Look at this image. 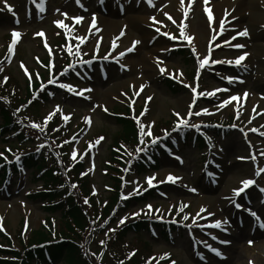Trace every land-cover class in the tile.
Returning a JSON list of instances; mask_svg holds the SVG:
<instances>
[{"label":"rangeland","instance_id":"obj_1","mask_svg":"<svg viewBox=\"0 0 264 264\" xmlns=\"http://www.w3.org/2000/svg\"><path fill=\"white\" fill-rule=\"evenodd\" d=\"M210 2L229 6H223L219 14L212 13ZM6 3L13 11L9 12L0 0V74L5 73L6 83L12 81L10 89L16 90L18 98L27 96L26 84L32 86L35 97L47 91L45 100L40 99L43 103L30 105L24 115L37 122L50 113L60 115L63 121L59 119L58 123L70 135L66 146L70 158H79L86 172L83 178L98 205L104 206L113 194V174L107 173L106 167L115 149L112 142L122 133L110 114L127 109L145 132L150 131L151 136L145 135L147 142L166 140V145H159V153L148 169L131 170L123 176L121 199L129 198L135 189H145L147 184L154 192L144 203L129 200L125 208L121 204L122 210L103 221L102 235L96 237L91 258L98 264H114L109 255L114 258L116 253H105L101 247L106 244L109 248V238L115 239L114 233L123 224L144 217L160 223L168 221L175 228L127 231L111 250L129 258L148 248L149 257L157 259L158 264H264V228L260 226L264 223V171L256 175L264 168V0H208L211 22L204 11V0H193L186 17L180 0H152V6L147 0ZM188 7L189 0H184V8ZM238 10L240 14H236ZM76 17L82 19L76 21ZM56 21L67 26L72 39L66 38V28ZM221 21H225L223 28ZM181 25L191 41L181 37ZM245 29L247 35H239ZM13 32L19 35L9 53ZM134 41H138L134 50L127 51ZM65 42L66 56L58 47ZM236 44L243 47H234ZM187 48L195 50L193 60L178 54ZM241 55L245 58L235 64ZM198 60H204L206 66L201 68ZM57 71L60 74L54 73ZM172 78L184 87L182 91L174 93L166 88V81ZM60 84L71 85L75 92ZM7 93L11 96L13 92ZM233 96L237 99H231ZM175 113L188 121L189 127L179 128L189 130L190 136H177ZM170 128L167 134L162 131ZM27 134L31 139L26 143L28 150L43 144L37 131L32 129ZM196 134L206 135L211 151L205 142L194 138ZM3 148L6 142L0 135V154ZM127 148L131 151L133 147ZM129 156L124 158L125 163ZM10 162L14 163L12 159ZM16 167L18 170L10 171L9 177L0 181V244L19 249L34 231L49 228L48 221L56 232L62 222L60 212L43 210L44 201L34 193L42 187L36 168ZM169 175L178 179L168 181ZM148 177H154L151 186ZM248 179L255 183L244 188L242 181ZM241 188L243 191L234 195V190ZM147 205H151V212ZM216 221L221 222L219 227L213 226ZM162 232L169 234L170 240L164 239ZM33 260L31 264H66L63 259L54 263Z\"/></svg>","mask_w":264,"mask_h":264},{"label":"trees","instance_id":"obj_2","mask_svg":"<svg viewBox=\"0 0 264 264\" xmlns=\"http://www.w3.org/2000/svg\"><path fill=\"white\" fill-rule=\"evenodd\" d=\"M178 54L185 56L188 61L192 60V57L188 51H182ZM1 79L2 77H0V99H2L0 101V114L2 116V121L4 122L3 127L7 129L15 128L14 123L16 124L17 119L13 114V110L17 105L22 104V102L24 104L27 99L18 98L16 90L10 89L12 81H8L6 83V80L4 84H2ZM1 84L4 86H1ZM165 85L167 86L166 88L170 89L174 93H178L183 90L182 86L177 85L175 82L170 80H167ZM6 90L9 91V94L10 92H13L11 93V96L8 95ZM12 100L14 102L8 106L6 102L9 103L8 101ZM110 118H113L114 122H116V124L122 128V133L119 134V137H117L112 142L115 149L111 150V154L109 155L110 163L106 168L107 173L111 172L113 174L111 175V179L114 181V187L113 194L110 195L109 201L104 206L97 204L98 202L96 201L88 182L79 176V172L82 170L80 165H73L70 170H66L65 168L60 169V164H58L54 158L51 160V167H47V164L43 160L38 161V164H36V162L31 163L32 161L37 160L34 159L33 156L26 160V164L29 162V166L34 165L39 172H42L41 176L39 177L43 182V187L41 188L43 192H37L36 196L44 201L43 210L46 212L59 211L62 223L59 226L61 229L58 228L59 230L57 229L56 232L51 228L53 223L48 221L49 228L34 231L29 240L26 241L27 243L23 244L21 250L12 249L13 252L9 251V254L13 255L16 262L20 261L21 264H31L30 262H32L35 258L46 262L43 257V249L37 247V245L45 243V249L47 250L46 252L49 253L51 258V261L49 262L54 263V261L63 259L66 264H98V261L96 262L93 260L91 255L93 253L95 244L97 245L96 237L102 235L100 227L101 222L110 215L114 205L116 206L114 212H117L120 209L122 210L121 206L117 204L118 196L116 195L118 194L120 187V181L117 177V174H120L122 171V159L123 155L125 154L122 150L121 155L118 156L116 151H121L119 147L120 145H122L124 149L128 150V146L135 147L138 144L137 126L127 109H125L123 113L122 111H114ZM45 129L47 135H49L51 141L55 145H58L60 141L66 137L63 131L61 132L59 130L57 131L52 129V124L46 125ZM196 139L198 142L204 143L201 137L198 136ZM61 151L64 152L66 149L63 147ZM131 153H134L133 148L131 149ZM35 156L36 155H34V157ZM152 156H154V152H152ZM62 162H67L66 157L65 161L62 159ZM138 165H142V163H139ZM138 167L141 168L142 171L144 170L142 166ZM72 185H76V187H72ZM86 200L87 203L85 202ZM123 204V206L126 207L127 202H124ZM97 220L100 221V224L94 223ZM148 224V221L127 223V225H124L121 229H118L116 231L117 233H114L117 235L115 239L109 238V248H107L106 244H103L101 249L105 248V253H109V251L114 254L116 253V257L114 258L113 256L109 255L112 259H114L112 260L114 264H148L149 250L147 248L144 249V251L135 252L129 258H127L126 255H121L119 251L115 252V249L111 250L117 241V238L119 239L125 234V232L135 231L140 233L141 231L148 230ZM106 237L104 238L105 240L107 239ZM164 238H168V235L165 234ZM82 241L84 242L83 244L81 243ZM106 262L110 263L111 260L106 259ZM0 264L16 263L3 262L0 260Z\"/></svg>","mask_w":264,"mask_h":264},{"label":"snow or ice","instance_id":"obj_3","mask_svg":"<svg viewBox=\"0 0 264 264\" xmlns=\"http://www.w3.org/2000/svg\"><path fill=\"white\" fill-rule=\"evenodd\" d=\"M4 2H5V7L8 9V11L9 12H12L13 11V9H12V7L11 6H9V5H7V3H6V0H4ZM30 2H31V0H30ZM103 2V0H101V3ZM147 2L149 3V5L150 6H152V0H147ZM77 3L79 4V0H77ZM180 3H181V9L184 11V15H185V17L188 15V12L190 11V8H191V4L193 3V0H189V7L188 8H184V0H180ZM204 4H205V9H204V11L208 14V19H209V21L211 22L212 20H213V16H212V14H211V12H210V10H209V8L207 7V4H208V0H204ZM82 6V5H81ZM39 7L41 8V10L43 9V4L41 3L40 5H39ZM64 15H66V14H64ZM167 15V14H166ZM76 21H79V20H81L82 19V17H76V18H74ZM151 19H155V18H151ZM169 19H171V17H169ZM58 26H60V27H65L66 28V38L67 39H72L73 37H71V36H68L67 35V26H65V25H63V23L61 22V21H56L55 22ZM225 23V21H221V28H223V24ZM184 25H181V37L183 38V39H185V40H188V41H191V37H189L188 35H186L185 34V32H184ZM121 34H123V32L121 33ZM19 35V33H17V32H13L12 33V36H13V42H12V44L9 46V53H11L12 51H13V45L15 44V38L17 37ZM41 35H42V33H41ZM239 35H247V30L245 29V30H243L242 32H240L239 33ZM170 38H175V37H170ZM75 39H77L78 41H80V42H83V40H82V38H80V37H75ZM213 39H215V37H213ZM232 39H235V37H232ZM136 43H138V41H134L133 42V47L132 48H130V49H128L127 51H133L134 50V46H135V44ZM225 43H228V41H225ZM47 46V45H46ZM234 47H237V48H240V47H243L242 45H239V44H236V45H234ZM76 50H77V52H79V44H77L76 45ZM68 51H69V54H72V47H71V45H69L68 46ZM193 52H194V54H195V50L193 49ZM246 55V54H245ZM245 55H241L240 57H238L235 61H234V63L235 64H240V62L245 58ZM212 63H217V61H211ZM198 63H199V66L202 68V67H205L206 66V63H205V61L204 60H198ZM219 63H233L232 61H219ZM69 67H71V65H69ZM160 71L162 72V73H164L165 72V69H163V68H161L160 69ZM55 81H53V80H49L48 81V83H54ZM229 82H231V79L229 78ZM43 87V86H42ZM59 87H61V88H65V89H67L68 91H70V92H75V90L73 89V87L71 86V85H66V84H60L59 85ZM193 90V92L195 93V91H196V89L195 88H193L192 89ZM76 94H82V93H76ZM212 93H208V95H211ZM148 99H151V97H149ZM231 99H233V100H235V99H237V97H235V96H233ZM225 104L226 103H228V101H225L224 102ZM59 110V107L57 106V111ZM203 111H207V110H203ZM196 115H199L200 113H195ZM51 115H53V114H49V117H46L45 118V121H47L49 118H50V116ZM175 115L178 117V124L176 125V127L177 128H179L180 126H184V127H189V124H188V121L186 120V119H184L181 115H180V113H175ZM65 120L66 119H68V117H63ZM137 123L139 124L140 122H139V120H137ZM32 127H35V128H38L40 131H43V128L40 126V125H37V124H35V123H33L32 125H31ZM191 127H198L197 125H191ZM175 130V129H174ZM140 133H141V143H143V135H149V136H151V133H150V131H148V132H145V129H144V127L141 125L140 126ZM100 139H102V138H100ZM157 141H156V139L154 138L153 140H152V143L153 144H155ZM39 147H43V145H40ZM39 147H38V149L37 150H39ZM139 150H142V149H138V151ZM73 155H75V153H73ZM0 156H2V154H0ZM18 159V158H17ZM240 159H245V158H240ZM252 159L254 160L255 159V157H252ZM262 171H264V168H261L257 173H256V175H259L260 174V172H262ZM153 179H154V177H148L147 178V180H148V183H149V185L151 186V184H152V181H153ZM176 179H178L177 177H173V176H171V175H169L168 177H167V180L168 181H175ZM163 182V181H162ZM255 183V181L254 180H251V179H248V180H244V181H242V185L244 186V188H246V187H248V186H250V185H252V184H254ZM72 187H76V185H72ZM262 191H264V189H261ZM241 191H243V188H241V189H237V190H234V195H239V193L241 192ZM86 203H87V200L85 201ZM146 207H148V209H149V211L151 212L152 211V208H151V205H147ZM237 207H239V205H237ZM156 211H159L158 209L156 210ZM250 211V210H249ZM140 213H133V215L135 216V215H139ZM250 214L251 215H253V216H256V214L254 213V212H251L250 211ZM185 219H187V217H185ZM257 219H259L258 217H257ZM121 223H123V219L121 220ZM220 221H216L215 222V225H213V226H215V227H219L220 226ZM260 226L262 227V228H264V223H261L260 224ZM214 239H215V237H213ZM101 243H103V242H101ZM223 243H227V241H223ZM249 243H251V241L249 242ZM211 251H213L217 256H222V254L218 251V250H216V249H210ZM173 264H174V262H173Z\"/></svg>","mask_w":264,"mask_h":264},{"label":"bare ground","instance_id":"obj_4","mask_svg":"<svg viewBox=\"0 0 264 264\" xmlns=\"http://www.w3.org/2000/svg\"><path fill=\"white\" fill-rule=\"evenodd\" d=\"M225 5H227V6H229L228 4H226L225 2H223V3H220V2H218V3H214V2H210V5H208V7L210 8V10H211V12L213 13V11H215V13H220L219 12V10L220 9H222V7L223 6H225ZM213 8H214V10H213ZM217 10V11H216ZM237 13L236 14H240V11L238 10V11H236ZM226 14V13H225ZM233 15H235V14H232V15H228V17L227 18H231V17H233ZM260 244H263V242H259Z\"/></svg>","mask_w":264,"mask_h":264}]
</instances>
